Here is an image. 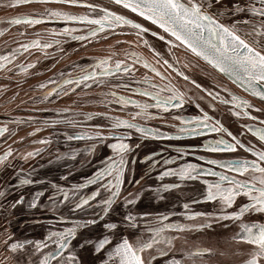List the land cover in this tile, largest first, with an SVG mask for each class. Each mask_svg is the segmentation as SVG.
Masks as SVG:
<instances>
[{
  "label": "snow or ice",
  "instance_id": "obj_1",
  "mask_svg": "<svg viewBox=\"0 0 264 264\" xmlns=\"http://www.w3.org/2000/svg\"><path fill=\"white\" fill-rule=\"evenodd\" d=\"M111 3L136 13L161 29L164 34L153 31L152 35L165 41L169 47V55L173 56V62L165 59L147 40L143 39V34L148 33L149 28L99 3L90 2V0H10L7 5L8 7H19L25 4L41 6V9L36 10L32 15L12 18L9 20L10 24L35 26L60 21L65 27L60 30L48 29L53 37L67 36L85 43L108 38V35L101 37V33L112 34L125 26L131 27L137 30L135 35L140 42L153 53L155 64L150 63L142 54L134 50H124L125 59L123 60H113V57L117 55L113 52L108 56L95 58V64L89 66L91 71L82 69L78 77H71L70 74L64 77L61 74L60 80L49 78L48 81L38 85L41 89L46 88L48 84L53 85L43 94L42 99L45 101L53 96L67 95L69 91L74 92L81 85L90 88L92 85L88 83L89 81L98 87L107 85L109 90L101 94L103 97L101 103L106 101L107 104H118L121 110L132 105L136 111L131 113L132 119H124L107 113L84 114L86 120H92L95 115H99L107 121V124L94 125V131L91 134L77 133L68 136L69 140H93L97 144L111 140L113 142L107 144V147L111 149L112 155L105 157L102 166L97 168L83 184L74 185L67 190L60 185L50 184L54 191L48 197V204L45 207L55 213L59 211V205H64L71 200L74 206L70 207L69 211L72 213L85 212L88 209H98V211L94 210L89 218L82 222H75L70 228L62 231L49 230L43 240L13 239V234L6 228L4 233H0L4 237L0 240V244L4 245V251L11 252L14 257L17 255L27 257L28 259L22 261L21 264H34L32 259L34 254H40L36 264H53V262L55 264H156L157 261L159 264H188V262L197 264L194 258H202L205 254L210 255L212 249H177L176 241L181 239L180 234L213 229L214 225L228 227L229 225L223 222L229 221L232 224L238 223L239 228L232 239L251 246L248 259L243 264H264V223L245 222L244 219L252 214L264 217V119L252 114L254 111L264 115V106H260L264 105V0H111ZM49 5H63L64 7H49ZM65 8H83L87 11L79 14L66 11ZM116 34L128 35L130 33ZM117 43L131 45L133 42L118 41ZM59 44L60 41L56 39L44 43L37 39L20 44L8 54L0 55V70L12 64L21 51L27 52L31 48L43 51ZM180 47L223 74L250 96L257 98L260 105L253 104L237 95L227 85L213 80L211 87H205L181 71L175 66L179 63V59L172 53L173 48ZM45 55H47L46 52ZM136 65H141L153 73L154 77H149L145 73L141 80H136ZM19 67L21 72L27 74L29 69L35 65L29 63ZM183 67L191 70V67H199V65L189 62ZM172 73H175V76ZM106 77L115 78L121 82L112 84L110 80L104 79ZM157 77L159 83L154 82ZM176 77L191 84L205 95L195 97L188 95L191 89L181 90ZM133 83L145 86L133 88ZM66 86L74 87L69 89ZM112 88L129 89L134 95L149 99L140 103L130 97L118 96L115 91L111 90ZM108 97L115 99L108 100ZM205 100L208 108L213 112L217 110V103L230 105L226 110L237 120L247 119L252 122L258 121V123H242L241 131L234 134L220 119L210 115L209 111H205L198 102ZM186 103L194 104L199 109V114L188 119L183 115L173 113L170 119L179 123L167 126L175 128V134H167L151 127L141 126L136 122V118L145 121L165 120L166 113L172 109H181ZM153 108L157 111H150ZM45 123H51L53 127L58 123L73 127L82 124L81 121L68 118L45 121ZM121 129L124 131H120ZM132 130L145 139L169 140L180 139L184 136H198L202 134V130H207L218 134L217 138L208 140L202 146L207 152L223 154L243 150L250 154V158L207 159L206 164L222 169L216 171L212 167L205 169L190 162L180 163L177 167H169L168 165L176 163L170 157L160 160L149 156L148 159L152 162L148 168L151 172H156L159 166L156 180L163 181L166 177H174L179 182L162 183L155 188L149 187L148 189L141 187L138 191L131 192L124 187L126 173L129 172L127 157L140 147L139 143L132 145L127 142L134 134ZM7 132V127L0 128V136ZM247 133H251L259 141L260 147L251 141L242 139ZM38 143L49 144L51 141L44 139ZM197 150L193 149L192 154L195 155ZM87 151L91 154L95 148L89 147ZM174 151L179 159L189 154L188 150L183 147H177ZM39 154L40 150L36 149L25 153L21 158L28 160ZM76 155L77 153L73 152L71 158L75 159ZM11 156L12 149L9 148L4 155H0V166L7 167ZM196 159L204 160L205 158L197 156ZM151 172H146L145 175L150 176ZM205 176L217 179L212 181L202 179ZM142 179L144 176L133 181L129 176L128 182L139 185ZM198 179L205 185V188L200 194V200L193 199L191 203H209L211 210L193 211L190 203H184L182 207L186 221L199 220V223L193 225L172 221L170 215L175 213L171 211L169 214L158 213L155 223L159 226L145 228V231L149 233L147 238H142L143 232H141L135 237V242L128 239L126 233L138 229L140 221L151 215L146 211L137 212L135 210V205L140 201L144 191H151L158 199H164L162 192H170L181 188L187 181ZM34 182L31 178L20 180L21 184ZM93 185L95 186L93 191L78 195L81 189ZM43 195V191L36 192L28 202V207L36 208ZM5 196V192H0V197ZM58 196L62 199H58ZM97 197L100 199L98 200ZM239 197H245L246 202L237 205ZM118 201H121L124 211L119 213L117 220L113 219V216L117 214L115 205ZM23 202L24 198L21 196L5 205L4 211L7 212L8 209L15 208L17 204ZM64 220L63 216L58 218V222H64ZM101 221L103 223H100ZM8 223L10 224L11 221ZM92 225H99L103 232L95 238L81 234L80 239L73 245L72 241L76 239L80 230ZM50 246L54 247L44 252V249ZM7 259L8 257H5V260Z\"/></svg>",
  "mask_w": 264,
  "mask_h": 264
},
{
  "label": "flooded vegetation",
  "instance_id": "obj_2",
  "mask_svg": "<svg viewBox=\"0 0 264 264\" xmlns=\"http://www.w3.org/2000/svg\"><path fill=\"white\" fill-rule=\"evenodd\" d=\"M0 2H4L8 5L10 0H1ZM90 2L99 3L112 11H116L118 14L126 16L133 22L140 23L144 27L149 28L150 31L143 34V39L147 40L165 59H169L170 62H173V56L169 55V47L166 45L165 41H161L158 36L152 35L153 31L158 34H164L163 32L122 7L114 5L109 0H90ZM49 7L64 6L49 5ZM0 9L12 12L8 17H0V55H6L13 49L18 48L20 44L29 43L37 39L40 40L41 43L53 39L60 41L59 45H53V47L43 51L38 48H31L27 52L21 51V53L17 54L12 64L0 70V128L7 127L8 129L7 133L0 136V155H4L9 148L12 149V156L9 157L8 166H0V192L6 193L5 197H0V233L3 227L4 229L7 228L8 232L13 234V239L43 240L49 230L62 231L66 228H70L75 222H82L84 219L89 218L94 210L98 211V209H88L85 212L77 211L76 213H72L69 211V208L74 206L71 200L64 205H59V211L55 213L49 211L45 205L48 204V197L52 195L54 191L50 187V184L60 185L66 190L74 185L83 184L97 168L102 166L105 157L112 155L111 149L107 147V144L113 142L109 140L97 144L93 140H69V135H75L77 133L91 134L94 128H76L65 123H58L53 127L51 123L46 124L45 121L51 122L53 120H62L67 117L68 119H72V113H78V117L84 120H86L84 114L87 113H107L108 115H116L124 119H132L131 113L135 112L136 109L132 105H129L127 108L121 110L118 104H107L106 101L101 103L103 100L101 94L108 91L109 87L107 85L98 87L91 81L88 82L92 85L90 88H85L81 85L76 88L74 92L69 91L67 95L62 94L59 97L53 96L47 101L43 100L42 96L49 88L53 87V85L48 84L44 89L39 88L38 85L48 81L49 78L60 80L62 78L61 74H63L64 77L69 76V74L71 77H78L81 75L82 69L91 71L89 66L95 64V58L108 56L113 52L117 53V55L113 57V60L125 59L124 50H134L142 54L153 64H155V58L149 48L145 47L135 35L137 30L128 26L116 30V33H130L128 35L101 33V37L108 35V38H101L99 40H93L91 43H85L73 40L67 36L53 37L48 29L60 30L65 27L64 23L60 21L42 23L35 26H28L25 24L13 25L9 23V20L12 18L34 14L36 10L41 9V6L38 4H25L19 7ZM65 10L79 14H83L87 11L83 8H65ZM74 34L79 35L80 33ZM118 41H130L133 43L130 45L128 43H117ZM45 52L47 55H45ZM172 53L179 59V63L175 66L193 79H196L197 82L203 84L205 87H211L212 81L215 80L217 83L227 85L234 93L244 97L251 103L260 105L258 100L240 91L217 71L212 69L205 62L189 54L182 47L173 48ZM65 61L69 62L67 66L63 65ZM189 62L193 65L198 64L199 67H191V70L184 68L183 65ZM29 63L34 64L35 67L29 69L27 74L21 72L19 66ZM135 67L137 69L135 73L136 80H141L145 73H147L149 77H154L153 73L144 69L141 65H136ZM157 67H159V65H157ZM172 75L175 76V73H172ZM104 79L110 80L112 84L121 82L115 78L106 77ZM176 81L181 86V90L187 91L191 89V91H188V95L190 96L205 95L179 77H176ZM154 82L159 83V78H155ZM144 86L145 85L142 84H132L133 88ZM66 87L70 89L74 86ZM111 90L115 91L118 96L130 97L140 103L148 101L149 99L148 97L134 95L129 89L112 88ZM222 95L226 94L222 93ZM107 99L114 100L115 98L108 97ZM206 100L198 102L205 111H209L210 115H214L216 118L220 119L234 134L241 131L242 123H258V121L252 122L247 119L243 121L237 120V118L233 117L226 110L230 105L226 106L217 103V110L213 112L208 108ZM52 102L55 103L51 104ZM60 106L64 108L58 109ZM62 110L65 113H72L65 117L63 112H60ZM150 111L156 112L157 110L153 108L150 109ZM173 113L183 115L185 118L190 119L192 116L199 114V109H197L194 104L186 103L181 109H172L169 113H166L165 120L152 119L145 121L136 118V122L141 126L151 127L167 134H175L176 129L167 126L168 124L179 123L178 121L170 119ZM252 114L264 119V115L260 113L253 111ZM92 122L94 124H107V121L99 115H95L93 121L90 123ZM37 129H39V131H36ZM120 131L124 130L121 129ZM132 131L134 134L127 142L132 145L139 143L140 147L136 148L127 157L129 172L126 173L124 187L131 192H136L141 187L148 189L149 187L155 188L162 183L179 182L174 177H166L163 181L156 180L155 177L158 174L159 166L156 172H151L148 168V165L152 162L148 159L149 156L160 160L170 157L175 160L176 163L168 165L169 167H177L180 163L190 162L196 163L205 169L212 167L216 171H221L222 169L206 164L205 161L207 159L250 158V154L245 153L243 150H239L235 153L223 154L207 152L202 146L206 144L208 140L215 139L218 136V134L210 133L207 130H202V134L198 136H184L180 139L171 140L145 139L140 136L139 133H135V130ZM54 132H57V135H55ZM29 136L30 138H28ZM18 139H20L19 145H17ZM44 139L50 140L51 143H38V141ZM242 139L251 141L256 144L257 147H260L259 141H257L251 133H247ZM89 147L95 148V151L91 154L87 151ZM177 147L186 148L189 154L183 159H179L178 154L174 151ZM36 149L40 150L39 155L28 160L21 158L25 153ZM193 149H198L195 151V155L192 154ZM73 152L77 153L75 159L71 158ZM197 156H203L205 159L197 160ZM58 157L61 158L58 159ZM133 172L134 175H132ZM146 172H151L150 176H146ZM228 174L238 175L235 173ZM129 176H131L133 181L140 179L142 176H144V179L141 180L139 185H135L134 183L130 184L128 182ZM24 178H31L35 182L32 184H21L20 180ZM238 178L244 179L247 177ZM202 179L212 181L217 178L205 176L202 177ZM94 188L95 186L93 185L81 189L78 195L90 193ZM204 188L205 185L198 179L195 181H187L181 188L173 189L170 192H162L161 195L164 199H158L151 191H144L140 201L135 205V210L137 212L146 211L151 213V215L140 221L138 229L126 233L128 239L131 242H135V237L141 232H143L142 238H147L149 233L145 231V228L159 226L155 223L158 213L169 214L171 211L175 213L174 215H170V220L172 221L193 225L199 223V220H185L182 205L184 203H190L193 211H210L211 204L209 203H191L193 199L197 201L200 200V194ZM38 191H43L44 195L40 197L36 208H29L28 202ZM21 196L24 198L22 204H17L15 208H10L7 212L4 211L5 205L15 201ZM57 198L62 199V197L59 196ZM97 199L99 200L100 198L97 197ZM155 202H157V204H155ZM242 202H246L245 197H239L237 199V205ZM115 207L117 209V214L113 216V219L118 220L119 213L123 212L124 208L122 207L121 201H118ZM60 216L65 218L64 222H58ZM244 219L245 222L254 221L257 223H264V217H260L256 214L246 216ZM8 221H11V223L9 224ZM100 223H103V221ZM223 223L229 226L222 227L221 225H214L213 229L181 233V239L176 241V248L191 250L197 248H211L212 253L210 255L205 254L202 258H194L197 264H243V262L248 259L251 246L232 239L235 233L239 231L238 223L232 224L229 221H224ZM101 232H103V229L99 227V225H92L87 229H81L76 239L72 241V244L75 245L77 243L81 234L95 238L99 236ZM3 238V235H0V240H3ZM185 238L187 241L186 243ZM51 247L54 246L44 249V252L50 251ZM39 255L40 254L33 255L32 259L34 264H36ZM5 257H8V259L5 260ZM26 259L28 258L19 255L14 257L11 252L4 251V245L0 244V264H21V262ZM53 264H55V262H53ZM156 264H159V261H157ZM188 264H191V262H188Z\"/></svg>",
  "mask_w": 264,
  "mask_h": 264
},
{
  "label": "rangeland",
  "instance_id": "obj_3",
  "mask_svg": "<svg viewBox=\"0 0 264 264\" xmlns=\"http://www.w3.org/2000/svg\"><path fill=\"white\" fill-rule=\"evenodd\" d=\"M1 1V0H0ZM0 8H6V9H8V6H7V4L6 3H4V2H0ZM12 12L11 11H9V10H5V9H0V17H3V16H5V17H8V15H10ZM14 14V13H13ZM190 54V53H189ZM84 55H89V54H84ZM68 61H65V63L63 64V65H65V66H67L68 65ZM53 103H55V102H52L51 104H53ZM50 104V105H51ZM45 106V105H44ZM64 107H59L58 109H63ZM60 112H63V114L65 115V117H67L68 115H71V113L72 112H70V113H65L63 110L62 111H60ZM59 114H61V113H59ZM73 114V117H72V119H74V120H76V121H81L82 122V124L80 125V126H78V127H76V128H93V126L94 125H96V124H94L93 122L92 123H90L91 121H93V119L92 120H84L83 118H79L78 117V113H72ZM68 118V117H67ZM71 119V118H70ZM71 126V125H70ZM71 127H73V126H71ZM51 129V128H50ZM49 129V130H50ZM55 129V128H54ZM57 129V128H56ZM58 130V129H57ZM54 134L55 135H57V132H54ZM62 136H64V135H62ZM18 138H19V136H18ZM28 138H30V136L28 137ZM27 138V139H28ZM138 138V137H137ZM32 139H34V138H32ZM66 139V138H65ZM27 142H28V140H27ZM20 144V139H18V143H17V145H19ZM155 204H157V202H155ZM19 226V225H18ZM2 229V232L1 233H4V228L2 227L1 228Z\"/></svg>",
  "mask_w": 264,
  "mask_h": 264
},
{
  "label": "water",
  "instance_id": "obj_4",
  "mask_svg": "<svg viewBox=\"0 0 264 264\" xmlns=\"http://www.w3.org/2000/svg\"><path fill=\"white\" fill-rule=\"evenodd\" d=\"M109 1H111V0H109ZM125 10H127V9H125ZM127 11H129L130 13H132L130 10H127ZM133 15H135L136 17H138V18H140V19H142L143 21H145V22H147V23H149V24H151L149 21H146V20H144L142 17H140V16H138L136 13H132ZM152 25V24H151ZM153 27H155V28H157L155 25H152ZM159 31H161L162 32V30L161 29H159V28H157ZM183 48V47H182ZM184 49V48H183ZM185 50V49H184ZM201 61H203V60H201ZM204 62V61H203ZM216 71V70H215ZM218 72V71H217ZM219 73V72H218ZM220 75H222L225 79H227L223 74H221V73H219ZM231 84H233L232 82H231V80H229V79H227ZM236 88H238L240 91H242L243 93H245V94H247L248 96H250L247 92H245L244 91V89L243 88H241V87H238L237 85H235V84H233ZM251 98H253V99H256V100H258L257 98H254V97H252V96H250ZM53 112V111H52Z\"/></svg>",
  "mask_w": 264,
  "mask_h": 264
}]
</instances>
